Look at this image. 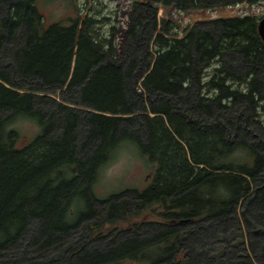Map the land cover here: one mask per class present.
I'll use <instances>...</instances> for the list:
<instances>
[{"label": "trees", "instance_id": "obj_1", "mask_svg": "<svg viewBox=\"0 0 264 264\" xmlns=\"http://www.w3.org/2000/svg\"><path fill=\"white\" fill-rule=\"evenodd\" d=\"M261 1L133 0L119 55L118 30H103L100 12L43 30L37 0H0V257L34 224L40 264H56L51 251L74 231L63 259L75 264H252L240 207L264 181L260 19L180 31L157 15ZM21 122L38 131L18 148ZM125 141L143 148L154 179L100 200L93 186ZM255 202L264 207V190ZM114 227L125 230L119 242L87 250ZM142 228L152 235L132 233Z\"/></svg>", "mask_w": 264, "mask_h": 264}, {"label": "rangeland", "instance_id": "obj_2", "mask_svg": "<svg viewBox=\"0 0 264 264\" xmlns=\"http://www.w3.org/2000/svg\"><path fill=\"white\" fill-rule=\"evenodd\" d=\"M132 1L133 0H37V9L42 17L43 30H46L54 23L68 18H82L86 14H92V12L89 11L90 9L94 12H100L102 15L101 18L109 19V21L106 22L109 23V25H105L103 30H108L110 26H115L118 30L115 36V44L118 54L121 55V49L126 39L125 33L130 22ZM157 17V22L159 23L163 19H169L179 24L180 31L193 26L199 21L207 19L220 20L233 17H257L261 21L264 19V1L254 4L242 3L228 8L209 10L208 12L194 11L192 13H179L176 12L175 9L165 11L160 8ZM9 51L10 47H8V50L2 55L1 61L4 64L10 59ZM261 120L264 125V115ZM56 127H58V124H56ZM15 128L21 132L20 140L17 143L18 148H22L30 143L35 138L38 131L37 127L31 122H21L17 124ZM140 136L142 139L145 137L141 133ZM245 140L248 143L256 141L252 137ZM143 153V148L132 141H125L122 143L115 151L112 158L104 166L98 181L93 186L95 197L103 200L113 194L124 191L130 193L133 192V190L144 191L147 189L154 179L156 167L151 166L148 157ZM260 184H262L261 188H263L260 191H254L248 199V202L240 207L241 211L246 208L245 217L250 222V233H247L246 239V252L251 257L252 264H264V207L255 202L260 193L264 190V181L263 183L259 182L258 186H260ZM33 225L29 230V234L20 243L10 248L8 252L4 253V256L0 257V264H40L41 258L39 250L35 244H32L31 238H29V235L37 228V225ZM72 235L73 236L68 238L64 245L53 249L50 254L51 257L47 256L46 259L49 257V259L54 258L56 264L74 262L67 257L68 255L63 259L65 249H68L67 247L71 244L69 240H77V231H74ZM136 235L148 237L152 235V233L142 228ZM199 236L201 235L195 237ZM105 238L106 239L102 240L103 242L101 241V243L90 244L87 250L90 251L89 248H92L93 250L98 249L105 251L112 242L117 243L122 237H117L116 234L109 233ZM201 243V239H197L192 246H188H191L195 254L203 259L208 249L203 248ZM216 243L217 242L214 241L215 246L217 245ZM212 254L213 252L209 256L212 257ZM228 258L234 261L244 257H240L236 251H232Z\"/></svg>", "mask_w": 264, "mask_h": 264}, {"label": "flooded vegetation", "instance_id": "obj_3", "mask_svg": "<svg viewBox=\"0 0 264 264\" xmlns=\"http://www.w3.org/2000/svg\"><path fill=\"white\" fill-rule=\"evenodd\" d=\"M116 229H117V227H114V232L111 231V232H109V233H110V234H116L117 237H118V236H121V234L125 233V230H124V229H123V231H117V232H115ZM139 229H140V228H139ZM139 229H138V230L135 229L134 232H132L131 230H128V232H132L133 234H137L138 231H139ZM109 233H107L106 235H104L103 238H105ZM112 243H115V242H112ZM68 264H75V263H68ZM128 264H140V263L131 262V263H128Z\"/></svg>", "mask_w": 264, "mask_h": 264}, {"label": "water", "instance_id": "obj_4", "mask_svg": "<svg viewBox=\"0 0 264 264\" xmlns=\"http://www.w3.org/2000/svg\"><path fill=\"white\" fill-rule=\"evenodd\" d=\"M258 33L262 41L264 42V19L259 22Z\"/></svg>", "mask_w": 264, "mask_h": 264}]
</instances>
